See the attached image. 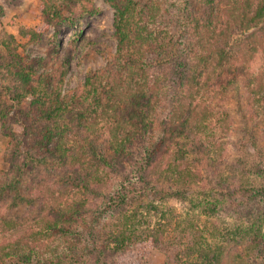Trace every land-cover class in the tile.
<instances>
[{
    "label": "trees",
    "instance_id": "obj_1",
    "mask_svg": "<svg viewBox=\"0 0 264 264\" xmlns=\"http://www.w3.org/2000/svg\"><path fill=\"white\" fill-rule=\"evenodd\" d=\"M107 1L116 10L115 53L107 69L87 71L83 96L89 99V108L84 123L61 127L53 121L45 137L37 135L34 144L41 157L27 155V163L39 168L25 186L31 208L22 215L0 216V260L68 264L65 253L74 259L83 256L91 247L85 245L84 237L95 231L89 222L95 198L117 187L116 174L130 157L127 149L140 143V169L144 167L140 179L149 178L166 196L184 197L195 191L208 178L200 163L202 158L219 148L222 137L232 128L228 110L221 103L227 90L240 86L249 97L264 103V73L254 69L255 58L264 57V0L176 1L174 7L188 9L186 19L191 21V28L186 53L181 57L184 68L176 66L181 73L178 91L170 97L169 106L165 104L167 90L174 83L176 70L172 59L179 58L169 25H160V20L159 26L156 23L167 14L169 1ZM42 2L46 22L20 31L32 41L51 23L61 21L63 10L68 8L66 2ZM14 42V35L0 32V47L17 56ZM15 75L23 84L29 83L27 75L12 71V77ZM60 110L64 109L56 107L42 114L54 118L60 116ZM189 154H193L190 160L194 165H190ZM46 159L56 172L66 173L71 183L54 181L42 167ZM109 195L115 196V191ZM127 200L125 197L118 208L121 216L130 219ZM110 227L114 243L109 251L114 255L141 244H165L162 228L146 234L132 224L112 223ZM244 245L238 261L230 264H264L263 239L246 240ZM221 262L220 253L213 264Z\"/></svg>",
    "mask_w": 264,
    "mask_h": 264
},
{
    "label": "rangeland",
    "instance_id": "obj_2",
    "mask_svg": "<svg viewBox=\"0 0 264 264\" xmlns=\"http://www.w3.org/2000/svg\"><path fill=\"white\" fill-rule=\"evenodd\" d=\"M53 1L58 5L68 3V8L63 10L64 18L51 23L32 41L20 31L35 29L46 22L42 0H0V32L4 30L15 36L12 46L15 45L17 53L16 56L0 47V216L22 215L31 208L25 186L39 168L35 169L30 161L27 163V155L41 157L34 144L37 135L45 137L53 121L61 127L68 124L78 127L84 123L89 108V99L83 96L87 71L107 69L116 50V10L109 1ZM167 1L168 12L156 23L159 26L160 20V25H169L172 45L179 58L172 59L176 70L172 68L174 83L167 90L165 104L169 106L170 97L177 94L181 75L176 66L184 68L181 57L190 40L191 21L186 19L188 9L174 7L177 0ZM153 61L157 63L159 59ZM254 69L258 74L264 73L261 55L255 58ZM12 71L27 75L29 83L23 84L17 75L12 77ZM248 94L240 86L227 90L221 103L228 110L232 128L222 137L221 146L200 162L207 180L184 197L166 196L149 182L148 176L146 181L140 179L144 170V167L140 169L143 143L127 149L130 157L116 174L117 187L94 200L96 206L89 222L95 231L84 237L85 245L91 247L83 256L77 255V259L69 253L63 254L65 261L68 264H213L221 253V264H230L238 261L246 240L264 242V103ZM56 107L64 109L59 111L60 116L42 114ZM193 154L188 156L190 165ZM42 167L58 184L70 182L66 173L55 171L49 159ZM112 190L115 196L109 195L114 194ZM125 197L130 219L121 216L118 208ZM120 217L123 220L119 221ZM112 223L132 224L146 234L162 228L165 244L160 247L141 244L122 255H114L109 251L114 243L112 227L109 228ZM48 250L53 252L54 248L49 246ZM47 255L50 257L48 252ZM252 259L251 256L250 263ZM0 264L24 263L8 258L0 260Z\"/></svg>",
    "mask_w": 264,
    "mask_h": 264
}]
</instances>
